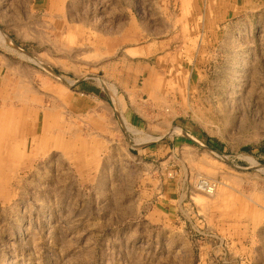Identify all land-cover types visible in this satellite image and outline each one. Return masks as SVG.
Listing matches in <instances>:
<instances>
[{"label":"rangeland","instance_id":"rangeland-1","mask_svg":"<svg viewBox=\"0 0 264 264\" xmlns=\"http://www.w3.org/2000/svg\"><path fill=\"white\" fill-rule=\"evenodd\" d=\"M44 1L0 0V114L27 96L35 114L57 105L67 149L27 154L15 126L9 143L0 139V264H203L191 209L211 196L197 182H212L216 194L219 183L238 188L222 173L238 165L248 191L246 161L264 154V0ZM120 38L150 43L144 55L157 73L152 88L139 84L138 102L156 109L138 143L119 130L118 111L111 130L104 117L89 125L101 104L126 101ZM69 119L76 133L66 132ZM18 142L24 155L13 168L6 155ZM145 146L160 154L145 159L158 170L156 188L131 155ZM111 150L128 157L106 166Z\"/></svg>","mask_w":264,"mask_h":264},{"label":"crops","instance_id":"crops-1","mask_svg":"<svg viewBox=\"0 0 264 264\" xmlns=\"http://www.w3.org/2000/svg\"><path fill=\"white\" fill-rule=\"evenodd\" d=\"M44 3L48 5L46 0ZM146 21L145 23H141L144 25L143 31H145V29L148 30ZM42 27L44 30L47 29L46 25ZM42 27H39L40 30H42ZM120 39V48L122 49V46L126 45V53L123 54L121 58V70L124 71L126 78L124 89H120L119 93L122 94V96L125 95L126 101L124 104L121 102L115 103L114 105L113 103L101 104L99 107L100 113H98V110L97 112L93 110V114L95 115L92 120H90L91 123H89V125L100 127L101 118L104 117L107 119H104L103 125L110 126L109 128L111 130V126L113 125L111 119L113 115L112 111H118L120 112V116L123 117L127 128L126 129L121 124L122 126H120L121 128L119 130H121L123 134L128 133L133 143H138V140L142 142L143 135H147L144 133L145 131L143 128L145 126L144 122L150 117L148 111H151L150 109H156V105L153 106L138 102V95L140 92L139 84L140 81H142L141 83L147 82V84H149V87H146V84L144 85L145 88L143 92L150 87L152 88L151 82L157 78V73L150 65V55H144L150 51V43L143 44L140 43L143 39H136V43L129 44L132 40L129 41L128 38ZM114 41L116 44H119L117 39H114ZM168 57H170V55ZM86 92H91L94 96L95 93H97L95 90H86ZM116 93L118 92L116 91ZM110 94L112 95L113 92ZM36 101V98L27 96V101L18 103L21 104V108L19 109L15 108L16 103L12 104L11 102L13 106L10 105L4 114H0V121H6L0 122V139L8 136L6 137V142L9 143L12 136L16 134L15 130L13 131L12 129V127L15 126L18 128V135L26 137L27 154H46L48 150L47 147L49 146L54 149L60 147L64 149L65 145H62L61 139L65 133V130L62 129L65 124L61 123L62 120L59 118V109H57V105L51 107V109L39 105V111L35 114L34 110L36 111V109L34 107L38 104ZM30 103L32 108L28 107ZM3 104H6L5 99H3ZM89 112L92 113V110ZM72 118L71 116L70 119ZM70 119L69 123L66 125L69 126L66 132L73 134L76 133L78 124L76 120ZM70 127L73 129L69 130ZM4 128H8V131L5 132ZM15 145L13 149L14 154L6 155V159L11 162L13 168L17 166L14 160L16 161V159L24 155L21 154L19 150L22 143L18 142L15 143ZM65 148L67 149V147ZM147 148V146L142 147L138 154L131 155H133L135 158L134 160L138 162L140 166L148 170V174H150L148 178L152 177L151 181L155 183L156 188L158 187V182L154 178L157 177L158 170L154 171L153 160L150 165H148L145 159L159 157L160 154H155L154 150H146ZM74 150L75 145L73 144L71 152ZM123 154H126V157H128L127 152H118V150L106 151L105 154H103L104 160L107 161L106 166L108 164L111 165L112 159L115 160L118 157L120 159ZM84 155L86 154L84 153ZM88 155L91 159L93 158L95 160L97 154ZM249 157L251 160L246 161L248 165L246 170L248 171L247 174H249L250 182L254 181L253 187H249L248 191L244 188H240V168L238 165L231 166L232 168L229 169V172L222 171V173L232 178V183H236L238 188H235L232 184L225 185L219 183V186L223 187V190L218 192L213 198L200 200L198 205L195 204L192 206L191 212L195 210L198 215L196 218L199 222L200 237L203 240L202 245H204L203 248H201L203 254L206 256L203 264H215L214 261L211 262L207 258L212 255L230 256L232 259L238 258L242 264H264V162L261 163V160L264 159V154H252L249 155ZM1 158L2 156H0V160H2ZM84 160L85 157L81 160V163L85 162ZM119 163L122 168L126 166L122 161ZM84 164L81 165V167L87 166ZM220 168L221 167H219V169ZM226 169L228 170V168ZM102 170L104 173V168ZM233 172H238V176L234 175ZM190 218L192 219V217ZM224 263L228 264L226 260Z\"/></svg>","mask_w":264,"mask_h":264},{"label":"built area","instance_id":"built-area-1","mask_svg":"<svg viewBox=\"0 0 264 264\" xmlns=\"http://www.w3.org/2000/svg\"><path fill=\"white\" fill-rule=\"evenodd\" d=\"M197 190L204 194L205 196H212L215 193V185L206 181V180H199L197 182Z\"/></svg>","mask_w":264,"mask_h":264},{"label":"bare ground","instance_id":"bare-ground-1","mask_svg":"<svg viewBox=\"0 0 264 264\" xmlns=\"http://www.w3.org/2000/svg\"><path fill=\"white\" fill-rule=\"evenodd\" d=\"M191 10V9H190ZM0 39H1V36H0ZM1 40H3V39H1ZM53 75V74H52ZM26 93H27V90H26ZM25 94V92H22V95H24ZM139 141V140H138ZM142 141H143V139H142ZM210 182V181H209ZM212 183V182H211ZM217 192H216V189H215V193H214V195L213 196H215V194H216ZM202 194V193H201ZM217 195V194H216ZM212 197V196H211ZM211 197H209V198H211Z\"/></svg>","mask_w":264,"mask_h":264}]
</instances>
